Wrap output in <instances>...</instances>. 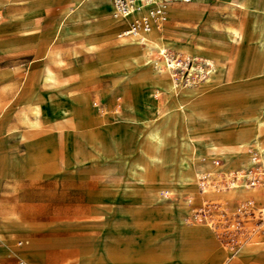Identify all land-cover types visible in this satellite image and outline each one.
<instances>
[{
  "label": "rangeland",
  "instance_id": "obj_1",
  "mask_svg": "<svg viewBox=\"0 0 264 264\" xmlns=\"http://www.w3.org/2000/svg\"><path fill=\"white\" fill-rule=\"evenodd\" d=\"M27 1L29 7L34 3V0ZM19 2L7 0L0 7V22L15 20L10 16L28 12V4ZM182 5L179 3L176 6ZM183 11L185 8L168 6L167 19L164 22L157 19L149 29L154 36L164 35L167 39L177 36L181 43L188 42L191 37L194 52L182 50L176 56V49L168 47L169 58L176 57L180 63L178 69L172 67L175 78H185L187 68L193 64L196 69L188 77L192 82L204 83L206 79L203 76L206 75L215 79V74L208 72L211 67L208 59L223 55L229 57V73L221 81L213 80L205 84L210 86V90H217L216 97L200 104L199 111L202 113L198 122L192 123L204 134V144L199 148L203 162L192 157L196 150L193 145L192 148H185L180 144L183 140L180 131L167 136L159 161L152 162L146 158L142 149L145 133L142 121L146 115L156 117L161 114L169 99L160 85L153 86L154 75L150 73L151 78H147L153 64L148 63V57L142 55V48L132 50L136 60H130L132 55H126L125 59L112 53L125 39L133 37L123 39L122 43L120 39H114L123 29H127L130 21L124 27L108 31L107 39L100 45L103 25H99L98 30L95 29L94 34L86 39L85 47L81 40H67L62 43L64 50L58 59L47 56L49 46L44 48L43 43L28 39L23 47L17 49L8 46L6 51L0 47V65L12 67L24 64V72L30 68L31 73L24 79L22 89L25 97L30 94L36 76L39 81L44 79L42 70L48 63L57 75L69 80L63 88L65 93L54 99L55 108L60 109L57 113L38 85L42 94L37 100L43 102V111L38 128L33 129L20 122V113L28 110L27 104H16L14 101L21 80L18 85L2 86L0 89L10 94L7 100L0 102V112L7 108L8 126L19 127L20 132L28 137L24 139L29 140V145L19 143V151L33 155L31 167L18 188H2L14 191L7 202L9 212L11 208L19 210L24 204L38 202V197H47L57 212H62L64 204H70L71 216L67 218L88 225L89 230H95L105 222L133 223L137 230H187L195 238L212 241L213 246L205 264H218L220 261L225 264L224 260L226 264L231 261L246 264L249 259L264 262V166L261 161L248 164L241 155L239 143L252 139V133L236 121L241 116L260 113V106L264 102V50L258 49L249 38L239 44L227 43L221 47L207 36H202L203 45L197 48L198 34L193 30L197 24L189 17L169 18ZM225 15L198 27V32L202 33L212 23L221 26L238 24L237 19L243 17L244 13L241 11L232 18ZM115 19L110 15L108 21L112 24ZM6 27L1 23L0 32ZM184 28L194 32L178 30L175 33V30ZM34 29L25 28L27 32ZM40 35L49 37L44 42H54L53 32ZM15 43V40L7 41L8 45ZM90 43H94V48L88 47ZM123 49L125 47L119 50ZM238 58L244 69L240 72L244 78L233 81ZM59 59L63 60L61 67L55 62ZM201 73L204 74L203 78L199 77ZM130 106L137 107L138 111H132ZM226 119H230L229 124ZM260 136L264 139V125L260 128ZM113 139L121 140V155L114 148ZM213 146L223 150H213ZM97 148H102L106 157L99 155ZM246 151L253 155L256 149L250 144ZM134 160L140 164L137 170L141 175H134L129 169ZM199 166L202 174L197 176ZM182 172L192 177L190 185L194 184L195 188L188 203H184L181 196V189L185 186L184 180L179 177ZM243 183L247 185L244 189L239 187ZM127 184L133 185V190H125ZM164 189L173 190L174 193L167 196V193H162ZM19 193L25 194L20 196ZM33 194L35 196H30ZM184 196L187 198L190 195ZM171 203L173 206L169 211L167 208ZM179 210L186 212L181 214L183 221L180 220L181 215L174 213ZM103 211H106V217L102 216ZM36 216L44 221L54 218L43 214ZM56 218L66 217L59 213ZM178 233L173 232L172 235L177 236ZM205 249L200 248L197 259H177L170 264H201Z\"/></svg>",
  "mask_w": 264,
  "mask_h": 264
},
{
  "label": "crops",
  "instance_id": "obj_2",
  "mask_svg": "<svg viewBox=\"0 0 264 264\" xmlns=\"http://www.w3.org/2000/svg\"><path fill=\"white\" fill-rule=\"evenodd\" d=\"M245 1L264 8V0ZM223 2L224 0L178 2L171 6L185 8V11L172 14L169 18L174 20L189 17L197 24V27L193 30L200 33L198 29L202 25L213 22L217 17L225 15L217 12L218 6ZM5 3H7V0H0V7H3ZM19 3H27L28 12L23 11L10 16L12 18L21 15L19 19L0 22V24L3 23L7 26L5 30L0 32V37L2 36L0 42L5 41L0 43L1 50L7 51L8 46L16 49L23 47L26 39L38 44L43 43L44 48L51 46L54 49L59 46L64 50L62 43L67 40L56 42L55 26L62 18L64 19V16L71 13V9L76 6V3L73 0H41V6L32 9L29 8L27 0H20ZM179 3L184 5L176 6ZM108 6L112 9L111 3ZM238 9L235 11L237 15L242 11V9ZM229 16L234 17L233 14ZM130 17L131 23L132 16ZM225 17L229 19L226 15ZM245 17L243 15L239 21L245 22L247 19ZM40 26H48L49 28L46 30ZM32 27L35 28V31L27 32L25 30V28ZM210 27L204 28L200 34L205 35V30ZM127 29H123L114 39H120V43H122L123 39L134 36H122V33ZM178 30L193 31L184 28L175 30V33ZM52 32L54 34L53 38H55L54 42H44L43 40L49 39V37H41L40 34H50ZM103 34L100 35L99 45L108 37L107 33ZM75 39L80 40L79 38ZM8 40H15L16 43L8 45ZM54 45L56 46L53 47ZM25 70L26 66L24 64L12 67L0 65V89L2 86L18 85L21 80L14 96L16 104H22L20 102L27 104L22 89L24 79L31 72L30 68H27V71L24 72ZM9 95L8 91L0 90V102L7 100L10 97ZM6 109L0 112V119L3 118L0 123V264H18L19 261H24L27 264H170L177 259L194 260L199 258L200 254L198 252L201 247L206 248L201 264L208 261L213 246L212 241L195 238L187 230H137L133 223L110 224L108 222L100 225L95 230H89L88 225L76 223L71 218H67V216H71L70 204H64L62 212H57L55 206L48 202L47 197H38V202L24 204L19 210L11 208V212H9L8 209L10 208H8L6 202H8L11 194H14V191L8 189L16 190L18 188L24 175L31 167L33 155L19 151V143L24 142L25 145H29V140L24 139L27 136L25 133L20 132L19 127L15 129L16 126H8L9 117L5 114ZM3 187L8 189L3 190ZM24 194L21 193L20 196ZM30 196H35V194ZM59 213L66 218H56ZM103 213L102 216L106 217V211H103ZM38 214L54 218L51 221H44L37 218L36 215ZM173 232L180 233L174 236L172 235ZM170 238L173 240L171 241ZM223 262L226 264L225 260ZM221 263L222 261L218 264ZM229 264L243 263L231 261ZM246 264H264V262L249 259Z\"/></svg>",
  "mask_w": 264,
  "mask_h": 264
},
{
  "label": "bare ground",
  "instance_id": "obj_3",
  "mask_svg": "<svg viewBox=\"0 0 264 264\" xmlns=\"http://www.w3.org/2000/svg\"><path fill=\"white\" fill-rule=\"evenodd\" d=\"M73 2L76 3V6L71 9V13L64 16V19L62 18V20L55 26V35L56 39L59 40V42L79 38L81 40V43L83 44V47H85L86 39L94 34L95 29H97L99 25L104 26V29L102 31L105 34L109 30L124 27V25H126V23H129V21L131 20L130 16H132L133 21L137 19L140 15V12L137 11H133L129 14H116L110 6H105V3L108 5L110 4L108 0H73ZM40 6L41 0H34L33 5L29 8L32 9ZM167 7L168 6H166V8ZM238 8L242 9V12L246 16L245 18L247 19L245 22H242L241 20L238 22L237 25L236 22L234 25L226 24L222 26L217 23H214L213 25H211L210 28H207L205 30V35L196 33L198 34L197 37L199 39L196 43V47L201 48L203 45L202 36H207L213 41L214 44L221 47L225 46L227 43L239 44L240 42H244L245 38H249L251 41H253V43L258 49L264 50V8L245 0H224V2L218 6L217 12L228 15H236L237 13H235V11ZM142 12L146 13V8L143 7ZM110 15H112L114 18H117L112 22V24H110V22L108 21ZM20 17L21 15H18L17 17L13 16L12 18L19 19ZM157 19L163 21L158 17L151 18L150 28ZM190 39L191 37L188 38V42L181 43L179 42L177 36L167 39L164 37V35L154 36L151 31L147 30L134 35L130 39H125L124 43L119 46H116L112 51L114 55L126 59V55H132V50L142 48V55L147 56L148 63L153 64L151 72H147V78H151L150 73L154 75L155 81L153 83V86L155 87V85H160L161 90L167 94V97L169 99L168 104L163 107L161 114L156 115V117H150L146 115L143 119L144 121H142L143 129L145 130V133L143 134L142 149L145 151L146 158L152 162L160 160V153L162 147L166 143L167 136L169 134L175 133V131L181 132L183 140L180 141V144L183 147L192 148V145L195 147L196 150L194 149L195 153L192 154V157L200 162L204 161L199 149L200 146L204 144V134L202 133L203 131H198L196 129V124L193 125L192 123H197L198 118L202 113L199 111L200 104L206 99H209L211 101L214 97H216L217 90H210V86L208 87V85L206 86L205 84L210 83L213 80L221 81L224 76L229 73V57L223 55L218 56L215 59H208L209 63L211 64V67H208V72L210 74H215V79H213L210 75H206L207 77L203 76L206 79L204 83H197L196 81L192 82L188 77L192 74V71L195 70L196 67L191 64L189 68H187L188 71L185 73V78H180V80H177L175 78V73L172 67L174 69H178L180 63L176 61V57L171 59L169 58L168 47L176 49V56H178L179 53L182 52V50L188 51L189 53L194 52L191 49L192 45L190 43ZM88 47L94 48V43L88 44ZM123 47H125V49L119 50ZM62 51V48L59 46L54 49L49 46L47 49V56L50 57V59L53 57L57 58L61 56ZM130 60H136V57L132 55V59ZM237 60V67L232 75L233 81H239L244 78L240 73L242 69L241 60L239 58ZM55 62L57 63L58 67H61L63 65L62 59H59ZM203 69L200 70L202 71ZM42 73L44 75V79L39 81L36 76L30 94L25 97L28 110H24L21 113L20 122H22L23 124H27L30 128H38L39 126L40 117L43 111V102L37 99L41 96L42 92L50 99L52 104L51 107L54 108L53 111L57 113L58 111H60V109L55 108L54 99L60 97L65 93L63 88L66 87L69 82L67 78H61L59 75H57L54 72V69L52 68L50 63L45 65L42 70ZM202 74L203 73H201L199 77H202ZM38 85H40V87L42 88V92H40V90L38 89ZM53 91L54 93H52ZM130 109L134 112L138 111V108L135 106H130ZM236 121L246 126L247 128L245 129H248L247 131H250V133H252V139L248 141H241L239 143L241 155L244 156L248 164H257L261 161L264 166V139L262 138V136H260V128L264 125V102L260 106V113L253 116L244 115L238 118ZM226 123L229 124L230 119H226ZM16 128L17 127H15V129ZM112 144L114 148L118 150V154L121 155V140L118 141L116 139H113ZM250 144H252L256 149L255 154L253 155L248 154L246 151V147ZM211 149H219V151L223 150L222 148L220 149L217 146H213L211 147ZM97 150L99 155L106 157L104 151H102V148H97ZM139 165L140 164L138 160H134L132 162L129 167L132 174L141 175L140 172L137 170V167ZM196 174L197 176H200L202 174V168H200V166L196 169ZM179 177L184 180L185 185L181 189L182 201L184 203H188L194 195L195 190L194 184L190 185L192 177L183 172ZM245 183L239 184V187L244 189V187L247 186ZM133 188L134 186L131 184H127L125 186V190H133ZM162 193H167V196H169L170 194L172 195L174 192L173 190L164 189ZM185 194H189L190 196L186 198L184 196ZM172 206V203L168 205L167 210L171 211ZM174 213H178V215H181L186 212L179 210L175 211ZM183 219L184 216L181 215L180 220L183 221Z\"/></svg>",
  "mask_w": 264,
  "mask_h": 264
},
{
  "label": "built area",
  "instance_id": "obj_4",
  "mask_svg": "<svg viewBox=\"0 0 264 264\" xmlns=\"http://www.w3.org/2000/svg\"><path fill=\"white\" fill-rule=\"evenodd\" d=\"M116 14H129L133 11L140 12L137 19L131 22L130 27L122 33V36L136 35L150 29L151 18L158 17L165 21L167 19L166 6L178 2H189L190 0H109ZM146 8L147 12H142ZM18 264H27L19 261Z\"/></svg>",
  "mask_w": 264,
  "mask_h": 264
}]
</instances>
